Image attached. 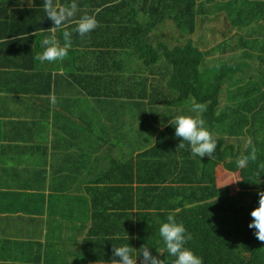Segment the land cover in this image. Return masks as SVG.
I'll return each mask as SVG.
<instances>
[{"label":"trees","instance_id":"trees-1","mask_svg":"<svg viewBox=\"0 0 264 264\" xmlns=\"http://www.w3.org/2000/svg\"><path fill=\"white\" fill-rule=\"evenodd\" d=\"M148 1L149 8H136L130 0H31L25 12L34 6L65 18L64 36L70 49L77 47L62 55L50 42H43L45 50L37 51L31 63L30 35L42 23L38 20L36 29L22 15L15 17L13 4L0 1V28L21 32L20 42L27 51L18 62L0 65V124L16 121L22 129L32 123L24 140L39 144L50 140L52 158L65 164L76 158L72 177L62 172L48 176L51 164L47 166L48 160L30 147L37 144L24 141L27 154L34 156L31 160H43L46 167L41 179L28 180L29 199L19 204L38 215L26 219L21 236L48 241L35 253L41 264H264V249L253 255L254 241L246 227L249 201L264 195V39L261 32H253L247 65L244 57L211 62L209 55L213 48L227 50L238 35L233 36L229 27L248 0H222L207 17L202 16L208 10L192 7L195 0ZM153 9H164L165 17H173L175 27L165 41L182 49L167 51L168 46L154 44L160 42L158 33L146 27L144 19ZM77 15L82 18L76 22ZM211 16L221 21L219 29L204 26ZM80 22L81 28H106L108 50L101 31L84 34L89 46L77 37L81 34H70L67 28H78ZM202 26L191 46L179 43L184 30L195 33ZM208 45L213 46L209 52L201 49ZM116 49L125 58L114 62L109 57L117 54ZM13 51L9 47V53ZM87 54L93 61H84ZM97 64L107 73L99 87L76 86L69 78L78 71L79 84L94 79ZM253 70L238 86L220 88L221 83L234 85L230 78ZM214 86L213 97H204ZM82 89L92 92L105 123L96 109L93 123L77 114L72 94ZM219 96L223 109L215 115ZM151 103L155 106L150 109ZM149 138L152 145L141 151ZM230 139L239 145L227 144ZM82 145L85 148L78 154L70 153ZM85 155L91 162L81 166ZM125 160L129 162L122 164ZM226 171L234 173L226 183L239 181L241 190L217 202L206 200ZM62 206L73 213L65 219L78 221L59 222ZM11 235L0 237V245L15 243L20 252L29 247L28 241L11 240ZM1 252L0 247L3 264ZM17 262L33 264L23 255L13 264Z\"/></svg>","mask_w":264,"mask_h":264},{"label":"crops","instance_id":"crops-1","mask_svg":"<svg viewBox=\"0 0 264 264\" xmlns=\"http://www.w3.org/2000/svg\"><path fill=\"white\" fill-rule=\"evenodd\" d=\"M2 1V0H0ZM145 0H130L131 7L139 6L142 3H145ZM3 3H11L13 4V13L16 16L22 15L24 17V22L29 23H35L36 29L38 27V20L40 21V13L38 12L37 8L33 6L31 11L29 13H26L25 11L30 10L27 2L25 0H3ZM149 4H151L150 1H148ZM159 9H153L149 11L145 18L148 19H154L157 18V14H155V11ZM76 18V17H75ZM82 16H78L76 20H81ZM13 22H7L6 25H10ZM105 26H108V24H104ZM77 27V25H76ZM100 29H94V28H81V26H78V28H67L69 30L70 34H81L77 37L80 38L81 41H83V44L85 43V40L87 41L84 34L90 33V34H96L101 31V36L103 35V43L106 47V42L108 37H106V28L103 26L99 27ZM66 28L63 27H56V28H40L37 30H34L32 34L30 35L32 37V43L31 47L29 49V62L34 61V54L36 55L37 51H40L41 53L45 50L43 47V42H50L52 46L57 49L62 55H66L67 52L70 50L76 49L77 47L73 45V49H70L69 41L66 40V37L64 36V32ZM13 33H19L20 35L13 36ZM89 38V37H88ZM95 38V37H94ZM101 38V37H100ZM99 38V41H100ZM21 39V32H14L10 30L9 28H0V65L5 62L15 63L21 60L25 54L26 50L23 46V44L20 42ZM70 40V38H68ZM87 46H89V43L87 41ZM9 47H12L14 51L12 53H9ZM70 49V50H69ZM107 49V47H106ZM108 50V49H107ZM116 55L112 58L109 57V59L113 60L114 62H117L118 60H121L125 58V56L120 53L118 49H116ZM68 54V55H69ZM63 57V56H62ZM87 57H90L87 54ZM88 62L93 61V59L87 60ZM94 63L88 64V67H91ZM86 67V66H85ZM0 67V72H1ZM77 70V67L74 68V71ZM124 73H134L131 72H124ZM102 76H107L106 71L102 68L101 65L97 64V68L95 69L93 76L94 79L89 78L86 81L82 83H78L81 79L80 73L78 71L74 72L72 76L69 78H72V82L76 84V86H79L83 83H88L90 85L100 86L102 84ZM108 81V79H105L104 82ZM103 88H107L106 86H102ZM72 97L75 101H77L78 108H77V114L79 116L84 117L88 121L92 122V110L96 109L97 113H99L101 120L105 123L103 114L101 112V109L99 108L97 102L92 98V92H89L88 90H80V91H73ZM21 105L18 108V111H21ZM53 108H56L59 112L62 113V110L60 107L54 105ZM98 119V118H94ZM14 122L17 127L11 128V123ZM23 125H25V121L21 122ZM31 123V122H30ZM93 123V122H92ZM20 122L16 121H10L7 125H4L3 127L0 124V215H3L5 213H9L10 211H4V210H25L27 212H30L31 217L38 216L37 214H34L33 212H36L34 210H29L27 208H20L19 204L20 202H23L29 197H27L28 194V188H27V182L31 178H38L35 180L41 179L43 176L42 173H45V162L43 160H36L35 162L31 160L32 157H29L26 151V147L23 144L24 141H28L30 144H37L36 147L30 146L33 148V150L36 152H39L42 157H45L48 160V165L51 164L49 167V175L56 174L58 172L67 173L70 174L71 177L74 173V162L76 161V158H73L70 163L65 164L58 158H52V154L54 152L52 142L50 140L44 139L40 144L36 141L32 140H24L22 137L27 133V131H32L33 124L31 125L28 123L29 126L24 128H19ZM9 136H13V138H9ZM40 145V146H38ZM44 145H48V148H44ZM85 148L84 145L75 147L70 153L78 154L80 151ZM29 160V161H28ZM91 158L88 156H84L81 160V166L84 164L90 163ZM41 173V174H40ZM37 194V191L35 192ZM32 198V197H30ZM27 219V218H25ZM27 221V220H26ZM13 221H10L8 219H0V227L6 228L10 225H12ZM27 225V224H26ZM26 228V226H25ZM24 228V229H25ZM1 232V230H0ZM4 232V231H3ZM35 240L40 239V237L35 236L33 237ZM42 240L46 239H41ZM40 242H30L29 247H31L32 252H29L30 258L35 257V253H37V250H39ZM46 243L48 244V241L46 240ZM4 264V263H3Z\"/></svg>","mask_w":264,"mask_h":264},{"label":"clouds","instance_id":"clouds-1","mask_svg":"<svg viewBox=\"0 0 264 264\" xmlns=\"http://www.w3.org/2000/svg\"><path fill=\"white\" fill-rule=\"evenodd\" d=\"M25 1L27 2L28 5L31 2V0H25ZM145 1H146L145 3H142L140 5L145 6L146 8H149L150 5H148L149 4L148 0H145ZM209 1L210 2L218 1V4H220L222 0H209ZM227 1L229 2L230 0H227ZM247 2L242 8H238V9H240L239 13L235 16L234 21L233 20L231 21V24H230L231 28L229 27V29H231L233 36H234V34H238V35L234 36V39L230 43H233L236 40H238L239 36L242 33H245L247 35L249 34L252 38L253 32L256 35H259L261 32L262 39H264V0H248ZM205 4H206V2H202V0H199V2L198 3L195 2L194 6H192V7H195L196 10H198V8L200 9L201 7H203V9L205 11V10H207L204 7ZM161 10H164V9H159V10L155 11V14H157V16H158L157 18L148 19V18L144 17V19H145L146 27H148L153 33H156V32L158 33L157 38L160 40V42L156 41L154 44H159L161 46H164L165 43L168 42V41H165V35L170 34L173 31V28L175 27V23H174L173 17H171V18L165 17L166 13H161L160 12ZM39 13H40V21L42 23L41 28H53V29L56 27L66 28V25H63L66 22V19L63 17H60L57 13H54V12H52V13L39 12ZM197 14H196V16L198 18H201V16H199V14L198 15ZM160 19H163V20L159 22ZM73 21H71L70 24H73ZM76 22H77V20H76ZM81 23L82 22L78 23V26H81ZM254 24L257 26V30H255V31H254V27H253ZM251 38L248 42L242 43L241 47H243V51H245V49H249V53L252 52L251 51L252 46L249 45ZM184 46L186 47L189 45H184ZM190 46H191V44H190ZM178 49H182V47L177 46V50ZM167 51H168V49H167ZM220 52H224L223 55H219ZM211 53H213L211 56V62H213L214 59H221L222 60V59H226V58L231 56L227 50L216 51L215 48L212 49ZM253 65L255 66V68L262 66L260 64H253ZM252 73H254V70L250 73L248 72L245 76H242V77H232L230 79L234 82V85H231L229 83H221V84H219L220 88L238 86L239 84H241V82H243V80L245 78L249 77ZM212 74H214V73L212 72ZM215 87L217 88V86L212 87L203 96L208 97V98L213 97L214 91L212 89H215ZM219 102H220V104L218 105V107L223 108V99L220 96H219ZM214 114L220 115L219 112H214ZM193 130H194V128H193ZM209 140H210V138H209ZM177 145L178 144L176 143V146ZM150 146L145 147L143 150L149 149ZM191 146H192V149L195 148L193 143L191 144ZM143 150H141V151H143ZM128 162H129L128 160H125L124 162H121V163L127 164ZM134 175L137 176L135 164H134ZM216 180H217V186L209 193V195H208L209 197L206 199L208 201L217 202L222 196L230 194V193L232 195H234L238 191L241 190V187L238 184L239 181H237L233 185H229V184H219L218 179H216ZM261 199H264V195L261 196V194H257L254 200L249 201V206L247 208L248 209L247 215H248L249 223L246 221V227H247V230L249 232V235L251 236V238L254 241L253 243H251V248L254 249V251H255V252H253V255L256 253V251L259 248L264 249V205L261 204ZM233 214L234 213L231 211L230 215H233ZM22 230H24V228H22ZM24 238L26 240L28 239L29 244H30V242H33V239H34L33 237H30V238L24 237ZM46 246H47L46 240H42L40 242L39 249H44V248H46ZM23 257L26 259L30 258V256L29 257L23 256ZM32 260H33V264H41L40 262L36 261L35 257H33ZM17 263H19V262H17Z\"/></svg>","mask_w":264,"mask_h":264},{"label":"rangeland","instance_id":"rangeland-1","mask_svg":"<svg viewBox=\"0 0 264 264\" xmlns=\"http://www.w3.org/2000/svg\"><path fill=\"white\" fill-rule=\"evenodd\" d=\"M195 2H199V0H195ZM202 2H206V4L204 5V7L208 10V12L206 14H204L202 17H207L209 15H211L216 7H217V4H218V1H214V2H210L209 0H202ZM161 13H166L165 10H161L160 11ZM209 20H210V23L209 24H206L204 25L205 27H208L210 29H219V26L217 24H220L221 21L218 20L217 17H214V16H211L209 17ZM254 31L257 30V26L254 24ZM203 29V26L202 27H199L197 29V32H200L201 30ZM184 35L181 36V37H178V39L180 40V44L182 45H190L191 44V39H195L196 38V35H197V32L196 33H192L190 31H187V30H184ZM251 36L248 34H245V33H242L238 40H236L235 42L233 43H229L228 44V47H227V51L229 52V54L231 55L233 61H238L241 57H244L246 58L247 60H245V63L244 65H247V64H250V53H249V49H245V51H243V47H241L242 43H246L250 40ZM166 46H168V51H174L176 50L177 51V46L174 42L172 41H168L165 43ZM213 48V46H207L206 48H202V50H204L205 52H209L211 49ZM224 52H220L219 55H223ZM213 53H210L209 55L212 56ZM86 60H90V57H85L84 58V61ZM162 64L164 66H166L168 63L166 60H163L162 61ZM166 68V67H165ZM208 98V97H206ZM159 100H162L161 98L157 99V101ZM152 106H155V103H151L150 105V109L152 108ZM223 108L221 107H218L215 112H219L221 114V111H222ZM153 142V140L151 138H149L148 140H145L143 141V144L141 145L142 146V149L140 150H143L145 147H148L150 145H152L151 143ZM242 143V146L243 148L247 145V141L244 140ZM227 144H235L236 146L239 145V142L237 139H230ZM234 176V173L232 172H228L226 171L225 172V175L221 178L218 179L219 181V184H227L226 183V180L230 177ZM79 192L77 194H71L72 197L73 196H76L78 195ZM4 211H10L9 213H5L3 215H0V219H8L10 221H13L12 225L6 227V228H1L0 227V237H5V235H8L9 233H12L13 237H11V240H18L20 242H25V241H28V239L26 240L23 236H21V232H22V228H25L26 224H27V221L25 218H29L31 217V214L30 212H27L25 210H4ZM60 216L62 215V219L59 218V222H68L69 225L73 224V220L75 221H78V218H74V219H65L64 217L65 216H70L72 213V211H70L68 208L62 206L60 208ZM58 225V224H57ZM4 231V232H3ZM16 234H19L17 237H14V235ZM11 235V236H12ZM0 247L2 248V254L4 256V260H3V263L4 264H13V261L15 260V258L18 256V255H23V256H26V257H29L30 254L29 252H32L31 250V247H27L23 252H20L19 249H18V246L17 244L15 243H12V242H9L7 243L6 245L4 246H1Z\"/></svg>","mask_w":264,"mask_h":264}]
</instances>
